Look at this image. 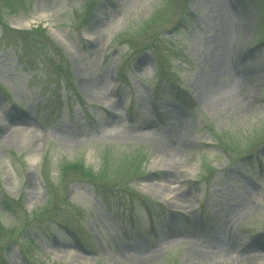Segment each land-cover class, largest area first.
I'll list each match as a JSON object with an SVG mask.
<instances>
[{"label": "rangeland", "instance_id": "rangeland-1", "mask_svg": "<svg viewBox=\"0 0 264 264\" xmlns=\"http://www.w3.org/2000/svg\"><path fill=\"white\" fill-rule=\"evenodd\" d=\"M185 1L0 0V264H264V15Z\"/></svg>", "mask_w": 264, "mask_h": 264}, {"label": "trees", "instance_id": "trees-1", "mask_svg": "<svg viewBox=\"0 0 264 264\" xmlns=\"http://www.w3.org/2000/svg\"><path fill=\"white\" fill-rule=\"evenodd\" d=\"M90 1H91V5L93 6V4H95V2H97L99 0H90ZM258 5H259L258 10L260 11L261 15H264V0H262V1L258 0ZM158 19H159L158 15H153L149 19L146 26H149L152 28L156 23H158V21H159ZM256 34L262 38L260 43L263 44L264 43V19L261 21L260 25L257 27ZM155 44L156 43H152L151 45H155ZM57 77H59L60 79L65 78L68 81L69 76H68V73L64 69H62V70L60 69V71L57 73ZM105 164L106 165H103V167L101 169H99L97 172L86 168L82 164L70 165L68 167H67V164L63 165L62 167H60L61 181H62V183L67 182L66 180H67L68 175H69L73 178V181H77L79 179H82L81 181H84V182H87V183L93 185V187H95L97 190L110 189V188H112L110 186V184H112V180H108L107 177L109 175L113 174V171L111 169V166H109V164L107 163V161H105ZM73 170H75V171L73 172ZM123 190H125L129 194H134L136 197L138 196L139 200H141L144 204H146L147 199H145L142 195L136 194L132 189L130 190L129 187L127 189L123 188ZM48 193H49V191H48ZM52 194H53V192H52ZM52 201L53 200H51V202ZM22 203H23L22 200L12 201V200H9L7 198V196H4L2 199L1 205H2L3 210H5L6 212H8L12 215L18 214L17 215L18 219L21 215V214H19V211L22 210L24 212V215H23V219L25 222L24 225L28 226L32 219L30 218V215H28L27 212L25 211ZM43 211L45 213L43 216L46 215L45 218H49L48 217L49 210L46 208ZM0 250H1V248H0Z\"/></svg>", "mask_w": 264, "mask_h": 264}, {"label": "bare ground", "instance_id": "bare-ground-1", "mask_svg": "<svg viewBox=\"0 0 264 264\" xmlns=\"http://www.w3.org/2000/svg\"><path fill=\"white\" fill-rule=\"evenodd\" d=\"M29 26H30V23H25V25H22L23 28H28ZM57 37H59V36H57ZM237 66H238V64H237ZM243 66H244V64H239L240 70H239V68H237L236 71L243 70ZM215 95H217L220 98V100H223L225 98V94L222 92H215ZM231 98H233L232 95L227 94L226 102L229 101ZM157 141H158V145H159L160 149L163 152V157H161L162 160L160 159L159 163L166 164L167 160H169L168 159L169 157L176 155L180 151L181 138L178 136H176L175 139H169V138H165V139L161 138L160 139L159 138V139H157ZM158 190L161 191V189H159V188H158ZM163 198L168 199V195L167 194L164 195ZM141 250L142 249H140V248H130L129 251H130V253H132V255H130L129 258L133 259V261L135 263L143 262L145 260V258L142 255ZM210 255H212V256H210ZM214 256H216V254H213V253L201 254V257L204 260H208L209 258L214 257Z\"/></svg>", "mask_w": 264, "mask_h": 264}]
</instances>
